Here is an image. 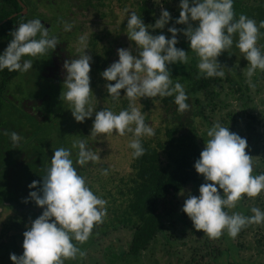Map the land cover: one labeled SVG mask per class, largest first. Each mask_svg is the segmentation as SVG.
Wrapping results in <instances>:
<instances>
[{
	"label": "clouds",
	"instance_id": "obj_1",
	"mask_svg": "<svg viewBox=\"0 0 264 264\" xmlns=\"http://www.w3.org/2000/svg\"><path fill=\"white\" fill-rule=\"evenodd\" d=\"M179 8V18L175 23L187 27H169L170 38L164 34H151L147 30L148 25L136 12L131 11L128 15L127 36L135 42L137 55L132 54L131 45L118 48V60L101 73L105 81L114 82L105 84L112 101L119 104L120 90H124L128 107L118 113L107 108L95 111L93 107L89 75L92 57L85 53L87 36L82 35L78 39V58L63 63V87L66 91L61 93L60 99L70 105L75 121L83 123L95 111L91 129L93 137L101 134L110 136L114 132L119 136L131 133L128 146L133 150V158L145 154L142 138L156 134L155 129L145 123L141 108L136 106L139 98L174 96L178 112L183 113L189 107L184 86L173 82L168 67L176 63L186 65L190 61L188 52L176 47L178 33H183L190 50L198 57V79L201 76L205 79L225 76L224 67L217 58L233 46L235 36H238L236 48L248 61L245 72L248 86L255 89L252 77L257 70L264 72V52L257 46L264 20L257 25L254 19L244 14L236 19L233 0H192V6L189 0H180ZM170 19V13L162 8L160 18L151 28L163 29ZM190 21H198V25L193 27ZM61 23L65 30L72 27L67 22ZM10 35L11 41L0 54V71L7 69L9 72L26 73L32 69L34 59L48 56L59 44L58 37L51 35L49 28L39 19L19 23ZM4 134L10 135L13 145L22 139L16 132ZM206 135L209 139L194 163L195 171L203 176L205 182L199 186L198 196L191 195L189 191L182 211L190 218L193 227L202 230L209 239H219L225 231L235 239L249 225L264 224V211L254 206L250 209L253 215L245 216L239 212L229 214L225 209H234L245 196L255 198L264 192V172L253 175L254 160L246 152L247 140L230 132L228 127L214 122ZM71 147L78 149L75 164L71 150L59 147L54 150L42 180H34L28 186L37 188L39 184L36 191L29 193V198L43 211L23 232L22 255L10 253L13 264H65L66 260L84 258L86 252L73 240L80 245L86 243L93 228L102 223L107 214V201L94 194L75 166L98 163L100 156L89 150L84 140H74ZM101 174L106 176L108 172L101 170ZM218 188L223 190L222 195ZM24 202L27 203L28 198Z\"/></svg>",
	"mask_w": 264,
	"mask_h": 264
},
{
	"label": "rangeland",
	"instance_id": "obj_2",
	"mask_svg": "<svg viewBox=\"0 0 264 264\" xmlns=\"http://www.w3.org/2000/svg\"><path fill=\"white\" fill-rule=\"evenodd\" d=\"M31 1H29V4ZM86 1L55 0L53 8L46 5L37 6V14L42 15L40 17L43 19L39 20L46 28H49L50 34L57 36L59 39V44L56 46L58 51L53 54V57L54 59L57 58L60 63L62 60L71 61L78 58L80 55L76 52L78 39L82 35L87 36L88 48L85 49V53L92 57L89 75L93 79V83L90 82L94 95L92 98L93 107H95V111L107 108L118 113L123 109L122 106L119 105L120 103L117 104L114 101L112 102L111 99L109 100L111 97H108L105 88V84L108 82L98 80L97 76L111 63L118 60V48H128L131 45L132 54L137 55L135 42L130 41L127 36L128 15L131 11L136 12L137 15H140L142 22L148 25L147 30L151 34H164L166 38H170L172 34L167 31L169 27L175 26L178 29L187 27V25L175 23L179 18L180 0H123V7L120 6L118 0H90L88 5ZM143 1H148L146 3L147 9L140 8ZM31 3L33 6L32 8L30 6V12L34 13V0ZM189 3L192 6V0H189ZM162 8L170 13L172 19L168 21L163 29H153L151 25L160 18ZM48 9H52V11ZM126 9L129 10L128 13L125 12ZM233 9L236 19L239 18L240 14H244L248 18L254 19L257 25L261 20H264V0H233ZM57 10L59 14L63 15L62 21L72 25L70 30H65L63 23H57L51 19V14L54 13L55 15ZM190 23L193 27L198 25V21H190ZM260 32L261 36L257 46L261 47L262 52H264V28L260 29ZM95 34L103 38L99 39L97 45L93 47L90 41ZM237 40L238 36H235L233 46L217 58L218 62L224 67L222 70L225 72V76L223 78L215 77L217 82L212 87L213 94L203 96L200 92L196 93L203 101L213 100V103L210 105L207 103L200 115L191 114V112H196L191 105V111L189 112L187 109L184 113L188 114L189 119H192V125L197 132L196 140L202 150L205 147V142L209 139L206 135L207 129L217 121L222 126L228 127L230 132L245 138L248 144L246 152L253 156L254 160L253 175H258L264 172V72L256 71V74L252 77L255 89L250 88L246 83L247 77L245 76L248 61L236 48ZM106 41L111 42L107 44L111 50L107 53L108 55L102 53V57L107 59L108 65H102L103 70L99 72L100 74L93 73L96 62L95 54L102 52L101 45ZM176 47L188 52L190 61L186 65L181 63L168 65L172 79L176 81L178 75L189 72V70L191 72L196 70L198 73V57L190 50L189 41L183 33H178ZM50 54L34 59L32 69L26 73L17 72L15 77L7 83L5 87L7 99H4V96L1 98L0 128L11 125L12 130L22 138L19 143L24 142L26 144V142L30 140L33 142L36 139L37 145L33 146V157L36 160H38V157L42 158L45 153L52 158L55 147L56 149L65 147L71 150V158L75 164L78 149L71 147L72 142L74 140H84L87 148L97 152L101 159L98 163L88 162L83 167L75 166L78 174L83 173V177L91 185L90 189L94 193L96 192V195L98 192L100 196L105 190L113 187L112 181L120 183L119 180L121 178L125 180L126 175L130 172L128 159L131 148L128 144L132 139L131 133L119 136L114 132L110 136L101 134L93 137L91 129L95 111L93 116L85 118L83 123L75 121L69 108L70 105L60 99L61 93L66 91L63 87L65 70L58 69L60 79L55 83L52 80H46L40 74L41 71L43 75L53 77L52 74L56 69L54 70V67H44L50 63ZM29 58L24 57V59ZM55 75L54 78H56ZM174 75H176L175 78ZM37 78H39V81H37ZM122 94L124 95V92ZM21 99H25L23 103H21ZM15 100L17 102H14ZM158 100L159 96L154 98L141 97L136 105L141 108L145 117L148 118L146 124L154 129L160 126L161 117L163 116ZM37 107L40 109V115L42 116L43 112L46 119H41L39 116L35 119L27 117L26 113H35ZM34 130L36 134L33 132ZM42 141H44L43 145H41ZM0 142H3L1 136ZM5 148L10 154L12 150L10 145H6ZM28 159L24 156L22 164ZM49 166L50 163H48L46 169ZM101 170H107L108 174L106 176L102 175ZM32 173L35 179L37 175L34 172ZM204 182L189 183L181 191L184 193L183 195L180 192L178 198H173V201L177 202L178 205L167 204V207L172 208V211L169 218L165 216V235L156 237L151 242L149 248L141 256V264H194L197 261L196 250L201 247L202 253L209 250L208 246L203 245L205 240H209L213 248L221 250L216 257L210 255L204 258V261L207 260L209 264H264V224L249 225L242 229L235 239L230 238L225 231L219 239L213 240L209 239L202 230H196L186 213H180L189 191L190 194L194 190L199 193V186ZM120 184L124 188L123 184ZM219 190L223 194V190L218 188ZM0 197L6 199L5 204L0 203V207H3L0 210V231L4 230V233L2 232L0 235L2 246L0 264H13L10 260V253L18 256L22 255L23 232L28 230L31 221L36 219L43 209L36 204L28 205V202H24L26 198L18 196L12 198L11 194L6 193L1 186ZM30 201L32 200L30 199ZM254 206L264 211V192L255 198L245 196L234 209H225V211H228L229 214L239 212L245 216H251L253 213L250 209ZM165 236L169 239V242L166 241ZM129 238L130 230L119 226L118 228H112L109 234L100 240L102 246L95 244L93 239H89L88 242L82 245L73 240V243L86 252V256L84 258L78 257L75 260H66L65 264H125L123 257L119 254L121 249L126 247V241Z\"/></svg>",
	"mask_w": 264,
	"mask_h": 264
},
{
	"label": "trees",
	"instance_id": "obj_3",
	"mask_svg": "<svg viewBox=\"0 0 264 264\" xmlns=\"http://www.w3.org/2000/svg\"><path fill=\"white\" fill-rule=\"evenodd\" d=\"M118 1H120V6L123 7V0ZM147 2L148 1H143L140 8L147 9ZM86 4H90V0H87ZM11 32V28H3L4 46L0 54H3L8 43L11 41ZM102 38V36L98 37V35L95 34L90 44L94 47L97 45L99 39L101 40ZM108 43L111 42L106 41L103 43L101 45L102 52H97L95 54L96 62L94 64L95 70L93 69V73L101 72L103 70L102 65H108L107 59L102 57V53L106 55L111 50L107 45ZM192 71L193 72L190 70L189 72H183L178 75V79H176V81L173 80V82H179L184 86L188 96L186 100L189 106L187 111L190 112L193 106L196 112H191V114L200 115L203 107H205L207 103L209 105L212 104L213 100L209 102L203 101L196 93L200 92L203 96L213 94L212 87L217 82V79H205L203 76L198 79L196 70ZM16 74L17 72H9L7 69L0 71V94L5 84L14 78ZM100 75L95 76H97L98 80L105 81ZM173 77L175 78L176 75ZM90 82L93 83L91 77ZM120 92L121 97L119 105L125 109L128 107L129 102L122 94L124 90L122 89ZM110 99L111 98H109V100ZM158 101L160 102L163 114L160 126L156 127V134L153 137L142 138V145L146 149L143 156L133 158V150L131 149L128 159L130 172L126 175L125 180H123V178L119 180L124 188L120 183L112 181L113 187L105 190L100 196L97 192L98 197L107 201V217L105 216L103 222L93 228L92 235L89 239H93L95 244L102 246L100 240L108 235L112 228H118L119 226L128 228L130 230V238L126 241V247L121 249L123 253L120 252L119 254L123 257L125 264H141V256L149 248L151 242L156 237L165 235V216L169 218L172 211V208H168L167 204L174 206L178 205L177 202L173 201V198H178L179 193L186 185L204 181L203 176L198 174L194 168V163L199 158L202 149L197 143V132L192 125V119H189L188 114L177 111L178 106L174 103V96L165 98L159 97ZM26 115L27 117L35 119L34 116L27 113ZM40 118H45L43 112ZM147 119L148 118L145 117V123H147ZM10 127L11 125L0 128V136L3 139L0 145H10L12 143L10 135L4 134L5 132L9 134L13 132L12 127ZM33 132H35V130ZM130 135L132 136V134ZM59 143L61 144L62 142L60 141ZM43 144L44 141H42L41 145ZM11 146L12 145H10V147ZM13 152L14 151H12L10 157L7 156L4 161V153L0 150V172L7 182L6 185L9 191H12V193L18 197L29 198V193L39 188V184L37 188H29V184L34 180H42V176L46 174V166L50 163L51 157L49 154L45 153L42 158L38 157V160L34 159V161L28 159L16 168L11 160ZM6 154H8V152H6ZM32 171L38 174L35 179L32 176ZM79 175L83 176V173H79ZM88 186L91 187L89 183ZM191 195L198 196L199 193L194 190ZM28 200V205L35 204L33 200ZM180 213H184L182 209ZM164 238L169 242L166 236ZM203 245L208 246L209 250L204 253L201 251L202 247L196 250L197 261L194 264H209L207 260L204 261V258L210 255L216 257L221 251L218 248H213L209 240H205Z\"/></svg>",
	"mask_w": 264,
	"mask_h": 264
},
{
	"label": "flooded vegetation",
	"instance_id": "obj_4",
	"mask_svg": "<svg viewBox=\"0 0 264 264\" xmlns=\"http://www.w3.org/2000/svg\"><path fill=\"white\" fill-rule=\"evenodd\" d=\"M29 1L30 0H0V51L3 49V46H4V36L2 34L3 28L6 29L9 27V28H11L12 31H14L18 27L19 23H21V22H26L27 20H30V19H41L42 18V17H40L42 15L37 14V11H38L37 6L46 5V6H49L51 8H53V6H55V0H34V5H35V7L33 8L34 13H31L30 12V6L32 8L33 5L31 2L33 0L30 2V4H29ZM48 10L52 11V9H48ZM38 15H39V17H38ZM50 17H51V19H53V21L60 23L62 21L63 15L59 14V11L57 10L55 12V15H54V13H52ZM49 20H50V18H49ZM56 51H58L57 48H55L52 52H50L51 53L49 56L50 57V63L44 66V67L48 66L49 68L54 67V70L56 69L55 72L52 74L53 77H48L45 74L43 75L42 72L40 71V74L42 77H44L46 80H52L53 83H55V81L60 79L59 78L60 77V75H59L60 71L58 69H60V68L63 69V63L65 61V60H62V62L60 63V62H58L57 58L54 59L53 54ZM54 56H57V55H54ZM52 58H53V60L51 61ZM54 75L56 76V78H54ZM37 81H39V78H37ZM6 85H7V83L5 84V87H6ZM5 87H4L3 91H1L0 102H1L2 96H4L3 97L4 99H7V95L5 94V92L7 90H5ZM21 100H22L21 103H23V100H25V99H21ZM26 101H29V100H26ZM14 102H17V100H15ZM35 111H36L35 113L29 111L30 113H27V114L34 116L35 118H37L38 116L40 117L41 115H40L39 107H37ZM13 132H15V131L13 130ZM10 145H12L10 147L12 149V150L10 149L11 153H12V151H14L12 156H11V160H12L14 166H16V168L19 167L20 165H22V161H23L24 156H26L30 160L32 159V161H34V157H33L34 148H33V146L37 145L36 139L33 142H32V140H30L29 142H26V144H24V142H23V143H19V144H15V145H13V143H11ZM5 146H6L5 144L0 145V150H1V152L4 153L3 154L4 155V161H5V158H7V156L10 157V154H11V153L6 154L7 151H6ZM23 150L26 152H23ZM28 151H30V152H28ZM36 175L38 176L37 172H36ZM6 184H7V182H6L5 178H3V176L0 172V186L3 188V190L6 193L9 192L11 194V197L14 198L16 195H14L12 193V191H9L7 189ZM5 201H6V199H3L0 197V203L5 204ZM14 205L16 208H18V206L16 204H14ZM1 208H3V207H0V210H1ZM0 225H1V220H0ZM2 232L4 233V230L0 231V235L2 234ZM0 241H1V236H0ZM1 251H2V246L0 244V252Z\"/></svg>",
	"mask_w": 264,
	"mask_h": 264
}]
</instances>
